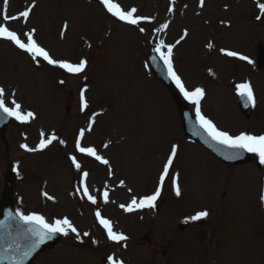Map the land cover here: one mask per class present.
<instances>
[{
    "label": "rangeland",
    "instance_id": "374dc122",
    "mask_svg": "<svg viewBox=\"0 0 264 264\" xmlns=\"http://www.w3.org/2000/svg\"><path fill=\"white\" fill-rule=\"evenodd\" d=\"M11 1L19 9L23 1L29 0ZM116 1L125 11L137 9L135 15L151 22L149 26L157 25V33L160 27L164 30V24L168 25L166 33H160L165 45L161 51L166 54L167 46L175 45L172 64L189 91L197 87L206 89L203 111L216 127L232 135H264V59L258 60V49L264 50V16L258 5L264 0H207L205 6H201L200 0ZM35 2L28 23H23L22 17L9 19L10 27L21 33L27 31L26 34L36 29L35 36L49 48L53 59L76 63L86 58L87 68L81 77L65 78L63 95L59 97L55 84V80L63 76L59 70L53 71L43 64L40 70L33 69L23 55L15 54L8 43L0 42V88L4 89V101L12 104L14 100L21 105V111H31L37 119L31 126L34 130L35 125L38 127L42 138L57 137L50 149L41 154L33 138L32 141L29 137L20 139L19 130L25 128L10 123L4 136L5 145L0 140V194L3 171L9 162L17 170L14 200L24 209L22 212L40 215L49 221L68 219L80 233L78 246L71 239H64L60 246L42 254L34 264H53L58 254L71 256L72 264H101L100 260L107 254L129 264H264V217L258 204L259 180L264 177L261 175L264 171L258 170L254 162L237 168L223 167L226 171L221 173V178L210 177L206 184L196 181L197 185L205 184L208 193L204 201L195 197L192 202L206 203L204 205L188 207L186 196L172 203L165 198L161 206L165 205L168 210L163 216L154 220L148 217L121 220L118 204L150 194L170 145L178 146L177 163L184 160L188 147L183 142L175 107L167 95L169 108L163 98L166 91L150 78L147 67L142 66L148 46L143 44L146 39L136 33L140 28L118 24L117 18L88 0ZM27 6L25 4L17 13L10 10L8 16H19ZM2 15L0 7V17ZM61 24L65 29L57 38ZM205 44L215 46L220 52L235 51L253 62L233 57L221 62L213 54L206 57L201 46ZM151 48L155 46L151 44ZM219 65L222 71L215 82L206 71ZM21 71L27 75L19 78ZM29 76L33 83L41 81L42 94L29 86ZM240 83H249L254 95L253 112L247 119L236 111L233 116L226 110L220 112L226 108V102L219 95H213L218 92L226 96L234 106L236 86ZM80 85L87 89L91 104L82 116L77 113L76 102ZM125 94L130 96L126 103ZM54 109L59 113L57 118L48 113ZM94 111H99L100 115L85 141L109 163L101 164L92 157L85 159L75 175L66 161L73 154L74 131L77 126L82 127L84 118ZM163 111L169 117L168 122L160 121ZM60 141L66 142L70 154L63 151ZM25 144L35 150L26 151L21 147ZM194 150L191 149V158L196 154ZM253 155L264 169L259 157ZM194 167L193 161L192 170ZM191 168L189 165L184 168L180 183V187L186 189L187 186L188 198L192 195V185L187 183ZM84 172L90 174L89 187L92 194H96V204L85 199L78 185L76 191L73 190L76 176L79 178ZM235 178L245 180L250 186L245 195L238 193L241 186L240 181L234 183ZM169 191L167 186L163 195L168 197ZM105 192L108 203L103 200ZM45 193L53 199H47ZM199 210H206L209 219L179 232L180 221ZM97 211L104 217L114 218L118 223L114 224L115 228L129 234L131 242L126 246L107 244L103 235L97 234ZM163 224L164 227L158 229ZM226 237L231 238L238 252L225 251L230 245Z\"/></svg>",
    "mask_w": 264,
    "mask_h": 264
},
{
    "label": "snow or ice",
    "instance_id": "6c2138e0",
    "mask_svg": "<svg viewBox=\"0 0 264 264\" xmlns=\"http://www.w3.org/2000/svg\"><path fill=\"white\" fill-rule=\"evenodd\" d=\"M4 5L7 6L8 0H3ZM175 0H173V3ZM100 3L106 8V10L115 18H117L120 21H123L129 25H138L141 22L140 17H137L135 14L137 12V9L132 8L131 10L125 11L122 10L121 7L113 3V0H100ZM201 6L204 4V0H200ZM261 16H264V3H260L258 5ZM31 12V8L22 11L19 16H12L9 17L6 12L3 15V19L5 21L11 19V20H17L20 17H23L25 20L29 17ZM259 18V17H258ZM168 25L164 24L163 28H167ZM140 31L143 32L144 29L140 28ZM27 35V42L22 41L20 36L17 35L15 31H10L7 26H0V39H4L7 41L12 42L17 48L21 49L22 51L28 53L32 56L33 59L36 58H42L44 61H46L50 65L57 66L65 71H67L70 74H79L83 72L86 68L87 62L84 60H81L77 64H72L64 61H57L50 57L48 52H46L42 47H40L35 39L33 38L32 32H29ZM184 35H187V32L184 33ZM179 43V41H177ZM175 45H169L167 46V53L161 51L165 47L164 42L161 41L155 48V51L159 54V57L161 60H163L164 64L166 65L169 73V78L175 83L176 87L179 89L180 93L183 95L184 99L189 101L195 106V117L196 120L199 122L200 128H202L207 135L216 143L226 146L229 149L235 150L232 156H228L226 158L231 159L235 158L239 151L254 153L259 157L260 163L264 164V135H249L245 133H241L237 136H232L226 131L219 130L216 125L208 118H206L201 113L200 108V102L201 99L204 96V90L202 88H195L194 91H189L185 88L183 81L181 78L176 74V72L173 70L172 66V50ZM209 48L212 47L211 44L208 45ZM224 55L229 57H237L240 60H245L248 63H252L253 61L250 60L248 57L239 55L235 51H226L224 52ZM63 83V81H62ZM238 95L242 97H246L247 100L254 104V95L252 91V87L249 83H240L236 86ZM13 107H8L5 104L4 101V89L0 88V112L4 113L8 117H13L17 121L21 123H27L30 119H34V114L29 111L26 114H22L21 111V105L19 103H16L14 100L12 101ZM80 104L81 108L85 109L88 107L87 102L84 98V94L81 93L80 96ZM43 136V133L41 134ZM80 136H84V131L80 132ZM57 137L55 135H52L50 138L47 139H41L39 148L42 150L44 148H47L54 140H56ZM60 143H64L63 141H60ZM26 151H33L35 149L29 148L26 144L21 145ZM76 148L80 153L86 154L88 156L94 157L97 161H99L102 164L107 165L109 162L108 160L104 159L103 157L97 155L96 150L91 147H81L79 141L76 143ZM177 155V147L173 146L170 150V155L167 158V161L163 167V173L160 176V187H157L153 194L151 195H145L143 198H141L139 201H137L136 198H133L131 200V203L127 206L121 205L122 208H124L127 212H132L137 209H143V208H154L156 207V201L161 196V189L164 183L165 178L168 176L169 169L173 164V160L176 158ZM72 163L75 165V167L79 170L80 164L77 163L76 158H72ZM83 176L86 178L88 176L87 172L83 173ZM175 186V192L176 195L179 196L181 194L180 188L178 185L175 184V181H173ZM84 195L87 196V199L92 203L96 204V199L88 194V188L84 187L83 189ZM47 199H53L51 196H47L45 193ZM104 201L105 203L108 202V193H104ZM16 215L20 218L21 221H23L25 224L30 226H35L30 228V231L33 235L34 242L30 249L23 252V258H27L30 254V252L39 247L40 244H43L46 240L51 239L55 234H63L68 235L69 232L75 233L77 237H79L80 233L77 231L75 227H73L72 223L68 219H57L54 223H48L46 222L45 218L40 215H25L23 213L17 212ZM96 219L98 220L99 224L105 229L107 232V238L113 242L120 243L122 241H126L128 239L127 236H125L122 233H117L113 231V227L111 222L108 219H105L101 216L100 212H96ZM209 215L207 211H200L197 212L195 215L191 216L189 219L192 221H199L203 218H206ZM184 223H188V219L184 221ZM83 235L87 236L88 233H84ZM109 264H123L122 261L117 262L114 257H108ZM14 264H22L21 260L14 261Z\"/></svg>",
    "mask_w": 264,
    "mask_h": 264
},
{
    "label": "bare ground",
    "instance_id": "6f19581e",
    "mask_svg": "<svg viewBox=\"0 0 264 264\" xmlns=\"http://www.w3.org/2000/svg\"><path fill=\"white\" fill-rule=\"evenodd\" d=\"M206 1V0H205ZM155 43L156 44H159V41H155ZM195 43V42H194ZM193 43V44H194ZM208 52H212L213 53V56L214 57H217L218 56V53H216V52H214L212 49H208ZM206 56H210V55H208V54H206ZM217 59H220V58H217ZM216 60V59H215ZM30 81H31V83L32 84H34V86H36V87H39V86H42V83L41 82H36V83H33L32 82V80H31V78H30ZM214 95V94H213ZM51 111V110H50ZM165 117V118H164ZM160 121H165V122H168L169 121V117L167 116V114H166V112H164L163 111V113L161 112L160 113ZM35 139H36V136H35ZM200 158V157H199ZM201 159V158H200ZM207 162H209L208 160H203V161H201V160H196V165L200 168V169H203L205 172H206V170H211L212 171V173L214 174V175H216L217 177L220 175V169H215V168H213L212 166H211V163L209 162V163H207ZM240 189H239V192L241 193V194H246V192L248 191V189H249V185L246 183V181L245 180H241L240 181ZM205 190V188L203 189V191ZM133 215H135V214H133Z\"/></svg>",
    "mask_w": 264,
    "mask_h": 264
},
{
    "label": "water",
    "instance_id": "95a60500",
    "mask_svg": "<svg viewBox=\"0 0 264 264\" xmlns=\"http://www.w3.org/2000/svg\"><path fill=\"white\" fill-rule=\"evenodd\" d=\"M9 217H7L6 219H8ZM7 221V220H6ZM2 226V225H1ZM1 228V227H0Z\"/></svg>",
    "mask_w": 264,
    "mask_h": 264
}]
</instances>
